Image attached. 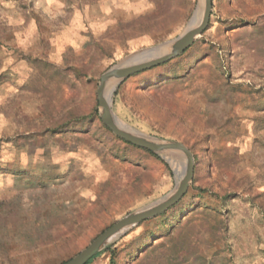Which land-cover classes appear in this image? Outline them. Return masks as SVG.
I'll return each mask as SVG.
<instances>
[{
    "label": "rangeland",
    "instance_id": "obj_1",
    "mask_svg": "<svg viewBox=\"0 0 264 264\" xmlns=\"http://www.w3.org/2000/svg\"><path fill=\"white\" fill-rule=\"evenodd\" d=\"M199 2L0 0V264H64L175 189L168 157L106 129L96 91L180 36ZM111 100L125 127L185 145L194 177L90 264H264V0H212L187 51Z\"/></svg>",
    "mask_w": 264,
    "mask_h": 264
},
{
    "label": "water",
    "instance_id": "obj_2",
    "mask_svg": "<svg viewBox=\"0 0 264 264\" xmlns=\"http://www.w3.org/2000/svg\"><path fill=\"white\" fill-rule=\"evenodd\" d=\"M211 11L212 0H200L180 36L156 47L134 53L101 75L96 97L102 124L116 138L152 154L168 157V161L179 163L181 171H175L178 174V181L169 195L121 218L64 264H86L111 241L141 223L163 215L186 195L194 177V156L191 151L182 143L148 138L127 127L126 129L119 127L118 119L112 111L111 95L115 87L127 78L163 65L187 51L208 27Z\"/></svg>",
    "mask_w": 264,
    "mask_h": 264
},
{
    "label": "trees",
    "instance_id": "obj_3",
    "mask_svg": "<svg viewBox=\"0 0 264 264\" xmlns=\"http://www.w3.org/2000/svg\"><path fill=\"white\" fill-rule=\"evenodd\" d=\"M107 129V128H106ZM108 130V129H107ZM109 131V130H108ZM122 141V140H121ZM124 142V141H123ZM125 144H127V145H130V144H128V143H126V142H124ZM130 146H132V145H130ZM134 147V146H133ZM137 148V147H136ZM140 149V148H139ZM143 150V149H142ZM144 151H146V150H144ZM146 152H148V151H146ZM148 153H150V152H148ZM151 155H154V154H152V153H150ZM162 217L164 216V214L163 215H161ZM106 251H109L110 252V254H114V252H113V250H111L110 248H108ZM102 253L100 252V253H98L97 255H95L91 260H89L86 264H90L93 260H95L96 258H98L100 255H101ZM111 263L113 264V260L111 259Z\"/></svg>",
    "mask_w": 264,
    "mask_h": 264
},
{
    "label": "bare ground",
    "instance_id": "obj_4",
    "mask_svg": "<svg viewBox=\"0 0 264 264\" xmlns=\"http://www.w3.org/2000/svg\"><path fill=\"white\" fill-rule=\"evenodd\" d=\"M118 125H119V127L126 129V127L124 125H122L120 123V121H118ZM169 162H170L171 166L175 169V171H177L178 165L176 164V162L171 161V160Z\"/></svg>",
    "mask_w": 264,
    "mask_h": 264
}]
</instances>
